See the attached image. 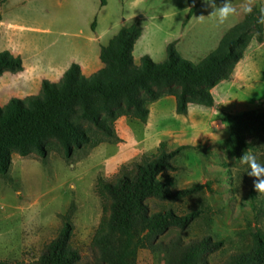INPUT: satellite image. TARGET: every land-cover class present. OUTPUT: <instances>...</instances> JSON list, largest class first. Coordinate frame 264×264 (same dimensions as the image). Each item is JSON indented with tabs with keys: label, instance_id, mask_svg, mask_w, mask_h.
<instances>
[{
	"label": "trees",
	"instance_id": "trees-1",
	"mask_svg": "<svg viewBox=\"0 0 264 264\" xmlns=\"http://www.w3.org/2000/svg\"><path fill=\"white\" fill-rule=\"evenodd\" d=\"M106 3L100 0L101 6ZM261 8L253 7L252 13L234 24L217 48L198 63L183 58L172 41L164 60L155 62L144 55L136 66L132 50L142 25L135 19L123 26L101 47L104 65L90 76H84L80 65L72 63L59 81L44 79L39 94L11 98L0 105V173L9 170L13 151L25 156L36 149L46 155L50 138H57L69 157L76 149H91L115 140L114 122L118 117L127 115L145 121L149 104L164 95L176 96L179 113H186L190 103L213 106L211 89L231 76L253 39L264 40V24L257 22ZM192 12L193 8L186 21ZM21 69L20 56L0 51V74ZM223 116L233 147L253 148L256 139L264 140V109L236 114L223 111ZM85 122L93 127H86ZM187 147L168 150L162 143L157 153L134 164L129 172L123 171L114 180L98 178L97 192L104 200V212H108L93 241L101 264H137L140 247L163 251L166 264H209L208 256L222 246V241L208 235L156 240L172 228H186L200 210L179 214L172 207L151 210L148 203L149 199L174 203L206 188L207 184H195L174 189L172 180L162 176L177 169L173 160ZM72 232V224L64 223L30 264H76L80 254L70 247ZM263 258L264 232L258 228L246 248L231 253L221 264H259ZM0 264L19 263L0 260Z\"/></svg>",
	"mask_w": 264,
	"mask_h": 264
},
{
	"label": "crops",
	"instance_id": "crops-1",
	"mask_svg": "<svg viewBox=\"0 0 264 264\" xmlns=\"http://www.w3.org/2000/svg\"><path fill=\"white\" fill-rule=\"evenodd\" d=\"M169 1L107 0L101 6L98 0L87 8L86 0H0V51L8 50L22 59L20 71L0 74V105L11 98L39 94L44 79L59 81L72 63H78L81 73L90 76L104 65L101 47L135 19L140 20L142 33L132 50L134 65L138 66L144 55L155 62L164 60L172 41L183 58L198 63L244 18L246 4L264 7V0H232L237 13L220 24L202 0H191V5L187 0L181 9ZM223 2L216 0V5ZM59 22L70 31L69 37L57 44L53 28ZM211 92L213 106L190 103L186 113H179L176 96L164 95L149 104L145 121L118 117L114 122L117 139L94 147L88 160L100 175L117 177L157 153L162 143L174 149L210 137L208 130L221 122L220 111L251 110L256 100H264V40L253 39L231 76Z\"/></svg>",
	"mask_w": 264,
	"mask_h": 264
},
{
	"label": "rangeland",
	"instance_id": "rangeland-1",
	"mask_svg": "<svg viewBox=\"0 0 264 264\" xmlns=\"http://www.w3.org/2000/svg\"><path fill=\"white\" fill-rule=\"evenodd\" d=\"M94 2L98 0H86L87 8ZM169 2L181 9L187 0ZM53 29L57 44L69 37L70 30L63 22ZM251 108L264 109V100H256ZM223 111L221 122L208 130L210 137L188 144L173 160L177 169L162 174L172 180L174 189L195 184H207L206 188L174 203L148 200L151 210L172 207L179 214L200 210L186 228H172L156 240H189L208 235L222 241V246L208 256L209 264H221L231 253L246 248L258 228L264 232V195L254 189L255 178L248 176L247 166L239 162L249 150L264 163V140L256 139L253 148L233 147ZM84 125L93 127L88 122ZM46 144V155L36 149L25 156L13 151L9 170L0 173V260L30 264L64 223L70 222V247L80 254L76 264H101L93 241L108 212H104V200L96 185L100 177H116L106 178L97 172L94 162L88 160L93 148L76 149L69 157L57 138L48 139ZM137 264L166 261L163 251L140 247ZM259 264H264V258Z\"/></svg>",
	"mask_w": 264,
	"mask_h": 264
},
{
	"label": "clouds",
	"instance_id": "clouds-1",
	"mask_svg": "<svg viewBox=\"0 0 264 264\" xmlns=\"http://www.w3.org/2000/svg\"><path fill=\"white\" fill-rule=\"evenodd\" d=\"M202 3L206 7L212 9L210 15H214L218 23L223 24L229 19V17L237 13V8L233 6L232 0H224L220 6L216 5V0H202ZM242 11L245 14L252 13L253 9L251 4H246ZM209 16V15H208ZM257 22L264 24V8L260 9ZM239 162L242 165H246L245 173L255 178L253 181L254 189L264 195V163L258 161L257 154L252 151L246 150L243 155L239 158Z\"/></svg>",
	"mask_w": 264,
	"mask_h": 264
}]
</instances>
